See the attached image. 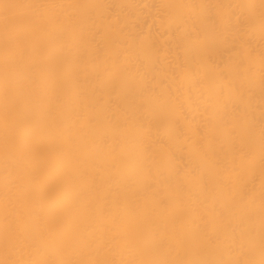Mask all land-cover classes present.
Listing matches in <instances>:
<instances>
[{"label":"bare ground","instance_id":"6f19581e","mask_svg":"<svg viewBox=\"0 0 264 264\" xmlns=\"http://www.w3.org/2000/svg\"><path fill=\"white\" fill-rule=\"evenodd\" d=\"M0 264H264V0H0Z\"/></svg>","mask_w":264,"mask_h":264}]
</instances>
